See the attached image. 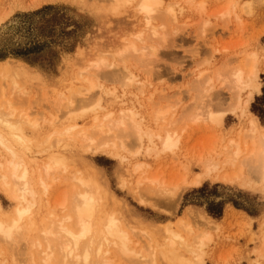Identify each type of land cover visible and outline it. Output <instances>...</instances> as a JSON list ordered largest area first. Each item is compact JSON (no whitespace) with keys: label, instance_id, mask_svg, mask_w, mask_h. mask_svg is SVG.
I'll use <instances>...</instances> for the list:
<instances>
[{"label":"rangeland","instance_id":"374dc122","mask_svg":"<svg viewBox=\"0 0 264 264\" xmlns=\"http://www.w3.org/2000/svg\"><path fill=\"white\" fill-rule=\"evenodd\" d=\"M199 2L205 4V11L199 10ZM230 2L229 9L233 14H222ZM104 3L105 0H86L85 5L81 0H0V61L10 58L11 63L21 62L36 76L32 82H22L29 93L19 97L16 107L18 112H28L30 119L37 120V126L26 131L28 136L38 133V136H46L66 121V116L60 115L52 122V116L59 114L60 99L69 91L87 88L93 82L101 90L115 91L112 97L124 100L130 106H139L146 117L144 125L157 131L160 127L153 123V108L174 105L175 112H179L191 104L203 88L197 76L205 72L214 82L213 95H207V98L213 99L215 115L225 114L224 122H188L189 125L180 132V148L147 157L149 172L157 173L172 185L181 176L199 171L197 159L201 153L211 149L219 151L223 146L222 138L236 136L244 129L243 117L220 107L218 93L228 100L233 94L216 77L219 71L230 70L238 64L248 65L250 52L264 61V2L164 0L166 6L169 3L177 8L178 17L172 20L169 14L153 20L161 33L146 42L157 49L156 54L150 55L152 64L147 65L148 69L131 61L126 64L128 70H124L125 64L121 62L94 70L90 67L91 59L97 60L105 54L108 61L113 60L111 50L121 48L146 29V20L135 4L115 13L100 11ZM2 64L4 62H0ZM81 68L89 71L81 74ZM109 71L117 74L111 75ZM260 79L263 83L261 93L254 96L249 108L264 124V72L260 73ZM63 109L67 108L63 106ZM77 121L81 123V120ZM15 143L17 146L22 144L17 140ZM128 148L136 150L133 138H129ZM35 154L38 160L46 159L44 152L36 151ZM131 154L127 152L128 156ZM82 156L83 161L79 162L93 166L102 176L105 188L112 193L110 207L105 210L114 208L135 230L147 227L153 238L162 242L167 236L162 230L166 224L173 226L179 217L198 213L209 222L221 221L219 229L211 230L212 239L205 247L206 264L217 261L264 264V257L259 254L264 245L260 236V220L264 217L261 192L208 180L200 186L186 187L179 181L175 205L172 208L154 207L140 197L141 193L151 197L154 191L138 183L140 177L134 172L132 162L100 150L82 151ZM145 156L143 150L139 158L144 160ZM56 182L52 209L66 187L64 178ZM46 202L44 198L45 211L37 218L40 225L42 220H47L44 214L50 205ZM0 204L1 214H12L14 204L1 185ZM228 204L233 206L236 214L235 218L224 221L223 212ZM145 242L140 238L138 244ZM29 244L22 240L12 248L0 241V264H42L41 254Z\"/></svg>","mask_w":264,"mask_h":264},{"label":"bare ground","instance_id":"6f19581e","mask_svg":"<svg viewBox=\"0 0 264 264\" xmlns=\"http://www.w3.org/2000/svg\"><path fill=\"white\" fill-rule=\"evenodd\" d=\"M81 3L85 5L86 0ZM131 3L142 13L146 29L121 48L111 50L113 60L108 61L105 54L97 60L91 59V69L112 67L115 62L125 64L124 70H128L126 64L131 61H137L146 69L152 64L150 55L156 54L157 49L146 42L161 33L153 20L169 14L176 20L178 10L169 3L166 6L164 0H105L100 11L118 13ZM229 5L232 2L222 14H233ZM197 6L201 12L206 10L203 2ZM249 57L248 65H235L230 70L219 71L216 77L233 94L228 100L218 93L220 107L243 117L244 129L236 136L222 138L223 146L219 151L211 149L201 153L197 159L199 171L181 176L172 185L157 173L149 172L147 157L180 148V132L188 122H224L225 114L215 115L213 99L207 98L213 95L214 82L205 72L197 76L203 88L191 104L179 112H175L174 105L153 108V123L160 127L157 131L144 125L146 117L139 106H130L112 97L115 91L101 90L90 82L89 87L69 91L60 99L59 114L52 116V122L64 115L65 123L46 136H38L39 133L28 136L26 131L36 127L37 120L30 119L28 112H18L16 102L29 93L22 82H32L36 76L21 62L11 63L10 58L0 61L4 62L0 65V185L14 204L11 215L0 212V241L16 248L22 240H27L41 254L42 264H206L205 247L212 239L211 230L219 229L221 221L209 222L198 213L179 217L173 226L165 225L162 230L167 236L159 242L147 227H139L137 231L114 208L105 210L110 207L112 193L105 188L102 176L93 166L79 161L84 158L82 151L100 150L132 162L134 172L140 177L138 183L154 191L151 197L143 193L140 197L154 207L175 205L179 181L186 187L200 186L207 180L222 182L261 192L264 196V124L249 108L254 96L261 93L260 73L264 72V61L254 52H250ZM88 71L80 69L81 74ZM129 138H133L137 146L135 151L128 148ZM15 140L22 143L21 146H17ZM32 147L38 148L37 153H46V159L38 160ZM143 150L146 159L141 160L139 155ZM127 152L132 153L131 156ZM62 178L66 187L52 209L56 181ZM44 198L50 207L44 214L47 220H42L40 225L37 218L45 211ZM234 213L235 209L228 204L222 218L224 221L235 218ZM260 223L264 242V217ZM140 238L146 242L139 245ZM259 254L264 257V245Z\"/></svg>","mask_w":264,"mask_h":264}]
</instances>
